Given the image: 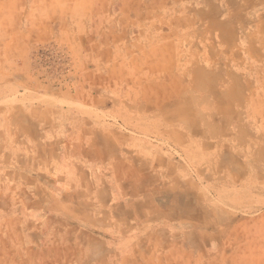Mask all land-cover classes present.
Returning <instances> with one entry per match:
<instances>
[{"label": "crops", "instance_id": "obj_1", "mask_svg": "<svg viewBox=\"0 0 264 264\" xmlns=\"http://www.w3.org/2000/svg\"><path fill=\"white\" fill-rule=\"evenodd\" d=\"M93 2L108 4L117 20L100 29L103 35H117L119 57L110 65L104 59L93 61L87 52L86 92L76 91L68 100L91 95V108L98 110L81 119L74 109L69 108L74 115L68 116L58 107L62 116L42 130L32 118L40 105L22 106V119L16 123L11 117L18 107H0V114L5 111L0 132L11 130L12 146L18 150L16 161L6 160L15 166L12 170L0 164V223L21 220L43 229L49 221L60 222L52 214L54 204L40 207L43 201L29 191L30 180L51 179L54 184H47L53 198L64 207L70 201L64 198L80 191L78 179L83 178L90 188L85 232L93 256L86 264H128L136 261L142 245L155 256L163 251L167 264H264V138L242 122L241 110L235 108L244 97L243 60L231 64L225 80L202 69L190 78L185 48L175 50L173 43L175 32L190 19L185 0ZM178 2L183 5L176 7ZM166 3L172 6L170 31L153 21L164 15L159 4ZM44 12L53 22L59 17ZM218 29L222 31V24ZM95 32L83 25L74 29L76 59H83L79 51L89 50L83 36ZM244 50L264 57L263 47L246 43ZM204 62L213 65L210 59ZM88 80L111 86L91 92ZM97 101L103 107L95 106ZM81 139L86 156L78 160L73 148L81 147ZM31 141L37 153L30 150ZM60 145L65 153L57 161L42 162V147ZM41 163H48L46 170ZM162 236H168L165 248ZM47 239L52 250L38 255L57 264L59 248L62 264H69V244L58 245L54 235ZM14 257L13 251L0 253V264H11Z\"/></svg>", "mask_w": 264, "mask_h": 264}, {"label": "rangeland", "instance_id": "obj_2", "mask_svg": "<svg viewBox=\"0 0 264 264\" xmlns=\"http://www.w3.org/2000/svg\"><path fill=\"white\" fill-rule=\"evenodd\" d=\"M8 1L10 3H7V0H0V107L17 106V110L11 117L16 123L22 119V106H30L34 103L40 105L42 109L34 110L32 118L39 121L38 129L42 130L52 128L53 123L62 116V113L59 114V110H56L58 107H61L62 112L68 116L74 115L70 113L69 108L74 109L81 119H84L87 112L91 115L89 110H98L91 108L94 101L91 95L83 94L77 98L76 102L68 99L76 91L80 94L86 92L87 60H89L85 55L87 52L93 54L91 56L93 61L100 63L101 59H104L110 65H113L111 62L119 57L116 51L119 44L117 35H103L101 33L103 29H100L102 25L106 26L109 20L114 24L117 22L113 19L110 10L107 11L109 5L104 3L103 6V3H95L94 0ZM175 4L176 7L183 5L179 2ZM184 5L189 7L190 19L187 24H184L186 26L183 30L175 32L173 43L175 50L178 45L185 48L191 66L190 78L196 69H202L209 74L220 75L223 77L222 80H225L224 77L232 69L231 64L237 59L243 60V67L240 68L243 69L245 91L243 99L236 100L238 105L235 108L241 110L239 118H242V122L250 126L259 138H264V57L244 50L246 43L253 44L257 49L264 48V0H233V2L185 0ZM70 6L73 7V12L69 10ZM169 6L168 3L159 4L160 11L163 9L165 11L164 15L157 16L153 21L157 22L154 26L162 25L170 31L173 25L170 18L172 6L170 8ZM93 7H98L99 11H93ZM46 10L51 12L49 16L58 15L59 17L55 18L54 22L48 17L45 18ZM220 24H222L221 32L218 29ZM81 25L98 32L83 36L84 42L89 44V50L79 51L83 59L80 55L76 59L72 51V44H75L77 39L74 29ZM166 37L169 38L168 35ZM262 52L264 53V50ZM205 59L212 60L213 65L207 66ZM216 60H220L221 64ZM228 61L230 65L226 67ZM76 70L78 76L75 75ZM93 74L95 75V72ZM88 82H90L88 85L91 92L99 90L103 85L111 86V83L106 82L104 84L89 80ZM221 86L220 83L219 87ZM101 104L97 101L95 106L98 107ZM4 112L0 114V123H4ZM95 116L97 117L96 114L93 115ZM8 130L7 128L0 132V164H3L5 170H12L11 167L15 166L12 163L7 164L6 160L7 158L10 161L13 160V155H17L18 150L12 146L11 137L14 135L11 134L13 133L11 130ZM81 141V147L73 148V154L78 160L86 156L85 140L81 139ZM38 149L31 141L30 150L37 153ZM68 150L70 152L71 148ZM41 152L43 153L42 162L45 160L54 162L58 160L59 154L65 153V148L64 145L58 148L44 149L42 147ZM43 165L46 170L48 163H41L40 169ZM79 173L82 174L81 171ZM47 183L54 184L49 178L31 179L28 184L29 191L35 194L36 199L40 198L43 201L40 207H49L54 204L56 210L52 214L61 221L56 224L49 221L47 227L43 229L36 223H22L21 220H13V223L4 225L0 223V253L5 256L13 251L17 254L13 261L10 260L11 264H47L45 258L38 255V252L52 250L45 243L48 242L47 238L50 235H54L58 245L69 244V250H66L69 253V264H86L89 262L87 258L93 257L87 250L89 239L85 232L88 230L86 226L87 201L90 195L88 182L83 178L78 179L80 191L71 197L64 198L67 201L70 199L68 206L71 207L59 206ZM13 213L21 215L20 211H13ZM69 225L76 228L71 230ZM162 237L165 248L168 236ZM56 250L57 264H62V250L59 248ZM162 252L156 253L157 256H155L152 250L149 251L142 245L136 261H129V263L167 264L170 261L165 259ZM22 255L25 258H21ZM2 260L4 263L7 261ZM176 261L173 260V262Z\"/></svg>", "mask_w": 264, "mask_h": 264}]
</instances>
